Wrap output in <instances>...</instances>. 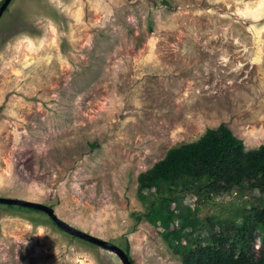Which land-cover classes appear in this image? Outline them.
Instances as JSON below:
<instances>
[{"label": "rangeland", "instance_id": "374dc122", "mask_svg": "<svg viewBox=\"0 0 264 264\" xmlns=\"http://www.w3.org/2000/svg\"><path fill=\"white\" fill-rule=\"evenodd\" d=\"M221 123L247 149L264 144V0H12L0 18V196L53 206L134 264H183L144 217L139 174ZM201 191L184 202L201 197L202 216L264 200ZM0 264L123 262L2 204Z\"/></svg>", "mask_w": 264, "mask_h": 264}, {"label": "trees", "instance_id": "16d2710c", "mask_svg": "<svg viewBox=\"0 0 264 264\" xmlns=\"http://www.w3.org/2000/svg\"><path fill=\"white\" fill-rule=\"evenodd\" d=\"M248 188L264 195V144L247 149L243 139L221 123L208 127L197 140L171 147L142 171L137 196L146 207L145 219L160 228L183 264H264L263 199L235 206L231 218L202 216L201 197L194 206L184 202L189 190H202L207 200L220 191L238 189L245 194ZM204 226L210 233L201 238L196 233ZM259 231L263 245L255 248Z\"/></svg>", "mask_w": 264, "mask_h": 264}, {"label": "water", "instance_id": "95a60500", "mask_svg": "<svg viewBox=\"0 0 264 264\" xmlns=\"http://www.w3.org/2000/svg\"><path fill=\"white\" fill-rule=\"evenodd\" d=\"M12 2V0H4L3 3L0 6V18L3 15L6 8L9 6V4ZM0 204H9V205H19V206H25L30 207L33 209H40L44 212H46L50 218L54 221V223L61 229H63L65 232H68L74 236L80 237L82 239H85L89 242H92L96 245L102 246L106 249L114 251L122 260L123 264H134L132 261L131 256L119 245L101 238L99 236H96L90 232H87L68 221L60 218L54 207L51 205H48L46 203L38 202V201H32L28 199L23 198H17V197H6V196H0Z\"/></svg>", "mask_w": 264, "mask_h": 264}]
</instances>
